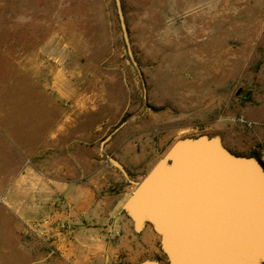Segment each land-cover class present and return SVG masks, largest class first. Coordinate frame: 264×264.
I'll return each instance as SVG.
<instances>
[{
	"label": "rangeland",
	"instance_id": "obj_1",
	"mask_svg": "<svg viewBox=\"0 0 264 264\" xmlns=\"http://www.w3.org/2000/svg\"><path fill=\"white\" fill-rule=\"evenodd\" d=\"M120 2L134 62L114 0H0V264L51 247L1 201L26 166L111 156L139 180L184 137L264 149V0ZM131 187L118 172L113 189Z\"/></svg>",
	"mask_w": 264,
	"mask_h": 264
},
{
	"label": "water",
	"instance_id": "obj_2",
	"mask_svg": "<svg viewBox=\"0 0 264 264\" xmlns=\"http://www.w3.org/2000/svg\"><path fill=\"white\" fill-rule=\"evenodd\" d=\"M114 3L133 61L121 2ZM107 159L133 185L122 207L134 229L149 224L167 258L137 264H264V169L258 159L231 152L217 135L175 140L139 180Z\"/></svg>",
	"mask_w": 264,
	"mask_h": 264
},
{
	"label": "crops",
	"instance_id": "obj_3",
	"mask_svg": "<svg viewBox=\"0 0 264 264\" xmlns=\"http://www.w3.org/2000/svg\"><path fill=\"white\" fill-rule=\"evenodd\" d=\"M251 141L237 143L235 154L249 155ZM60 166L24 167L7 185L2 203L56 249L46 252L47 264H137L160 262L165 255L149 224L139 231L123 209L131 189H113L119 170L113 167L74 168V152L64 154ZM120 173V172H119ZM65 222L68 231L58 227Z\"/></svg>",
	"mask_w": 264,
	"mask_h": 264
},
{
	"label": "built area",
	"instance_id": "obj_4",
	"mask_svg": "<svg viewBox=\"0 0 264 264\" xmlns=\"http://www.w3.org/2000/svg\"><path fill=\"white\" fill-rule=\"evenodd\" d=\"M259 152V160H260V163L263 165L264 167V149L263 148H260L258 150ZM58 227L64 231H68L69 230V226L65 223V222H60L58 223ZM56 252V249L53 245H51V247L49 248L48 250V253L50 255H54ZM41 264H47V263H41Z\"/></svg>",
	"mask_w": 264,
	"mask_h": 264
},
{
	"label": "flooded vegetation",
	"instance_id": "obj_5",
	"mask_svg": "<svg viewBox=\"0 0 264 264\" xmlns=\"http://www.w3.org/2000/svg\"><path fill=\"white\" fill-rule=\"evenodd\" d=\"M258 160H259V157L257 158ZM259 162H260V160H259ZM262 165V164H261ZM262 167H263V165H262ZM263 169H264V167H263Z\"/></svg>",
	"mask_w": 264,
	"mask_h": 264
},
{
	"label": "trees",
	"instance_id": "obj_6",
	"mask_svg": "<svg viewBox=\"0 0 264 264\" xmlns=\"http://www.w3.org/2000/svg\"><path fill=\"white\" fill-rule=\"evenodd\" d=\"M258 158V157H257Z\"/></svg>",
	"mask_w": 264,
	"mask_h": 264
}]
</instances>
